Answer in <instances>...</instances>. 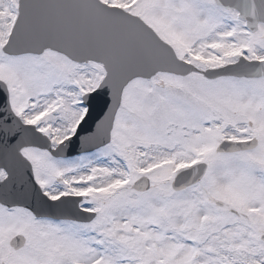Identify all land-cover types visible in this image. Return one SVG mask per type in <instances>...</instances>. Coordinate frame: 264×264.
<instances>
[{
	"label": "snow or ice",
	"instance_id": "obj_1",
	"mask_svg": "<svg viewBox=\"0 0 264 264\" xmlns=\"http://www.w3.org/2000/svg\"><path fill=\"white\" fill-rule=\"evenodd\" d=\"M0 264H264V0H0Z\"/></svg>",
	"mask_w": 264,
	"mask_h": 264
}]
</instances>
